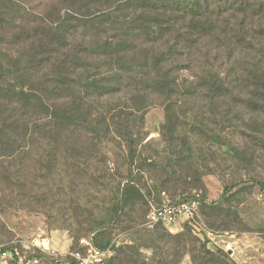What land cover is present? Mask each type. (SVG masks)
<instances>
[{
	"label": "trees",
	"instance_id": "trees-1",
	"mask_svg": "<svg viewBox=\"0 0 264 264\" xmlns=\"http://www.w3.org/2000/svg\"><path fill=\"white\" fill-rule=\"evenodd\" d=\"M45 1L0 0V206L7 189L15 188L14 177L31 161L44 168L41 177L47 181L65 165L73 170L82 155L102 152L116 137L127 163L126 182L107 208L106 227L124 222L137 226H127L135 227L132 240L120 242L104 264H179L185 251L194 264H237L226 250L213 253L189 232L151 231L138 224L135 212L145 198L138 176L157 163L138 154L147 133L136 131L133 119L134 111L143 112L153 99H162L173 157L184 155L177 156L180 164L193 146L186 135L181 143L174 142L181 127L177 107L188 111L179 100H202L196 119L206 134L209 117L201 118L200 113L214 112L218 102L227 103L221 114L231 127H237V118L230 107L264 114V49L259 41L264 25L255 29L248 21L264 14V4L254 8L246 0ZM204 41L226 47L224 60H233L232 72L207 65L195 72L193 50ZM236 50L255 56L241 70V52ZM200 54L205 60L207 53ZM185 69L191 80L180 76ZM124 88L134 92L129 110L109 102ZM215 133L208 135L214 139ZM227 145L237 155L238 148ZM247 181L226 185L221 202L200 196L201 207L220 217L216 210L237 191H246ZM253 182L264 193V181ZM181 197L185 201L195 195ZM106 227L96 223L90 234L75 241L94 234L95 244L105 248L110 241L100 243L99 237ZM145 248L151 249L150 256Z\"/></svg>",
	"mask_w": 264,
	"mask_h": 264
},
{
	"label": "rangeland",
	"instance_id": "rangeland-1",
	"mask_svg": "<svg viewBox=\"0 0 264 264\" xmlns=\"http://www.w3.org/2000/svg\"><path fill=\"white\" fill-rule=\"evenodd\" d=\"M42 1L40 3V0H31L33 4H46L45 0ZM246 1L254 8H262L264 4V0ZM248 21L251 27L259 29L264 25V14H257ZM259 41L263 43L264 49V36ZM217 43L218 41L214 45L210 41H204L199 48L193 50L194 60H198L194 61L195 72L202 70L205 65L212 70L220 68L232 72L233 60L229 63L224 60L228 50ZM201 51L207 53L205 60L200 54ZM238 52L241 53L237 68L241 70L255 56L236 50ZM180 76L187 80L193 78L187 69ZM133 94L132 90L124 88L116 96L109 98V102L129 110ZM202 104V100L197 98L188 102L178 101V105H184L183 108L188 111L185 113L177 107L176 116L181 127L174 142L181 143L186 135L190 136L191 139L188 140H192L193 146L190 153L186 151L187 158L180 164L176 161L177 156L180 158L184 155L173 157V143L166 129L163 100L155 98L143 112L134 111L135 130L147 133L144 145L139 146L138 154L157 163L155 168L138 176L145 198L137 206V222L151 231L159 228L171 234L189 232L193 238L205 243L206 248L213 253L230 250L232 253L228 254L237 264H264V193L253 182L254 179L264 181V114L245 109L240 103V108H229L233 109L232 112L237 118V127H231L221 114L227 103L218 102L214 112L205 110L200 113L201 118L209 117L210 127L204 128L208 132L206 134L200 132L198 126L201 121L200 118L196 119L197 109ZM211 132H216L214 139L208 135ZM118 141V138L113 137L102 146V152L97 150L88 158L82 155L73 170L65 165L61 170L58 168L48 175L47 181L41 177L45 175L41 172L44 168L36 162L31 161V166L25 171H19L13 179L15 188L7 189L6 198L0 206V242L8 243L45 235L56 246L65 247L74 243L78 237L90 234L96 223L106 227L107 208L116 200L118 189L123 188L126 182L124 176L127 163ZM227 143L238 148L237 155ZM166 166L168 167L164 171ZM240 180H248L247 190L237 191V194H233L222 205L223 209H215L221 214L220 217L211 216V210L200 205L193 217H181L169 227L160 223L153 226L147 224L151 205L178 202L182 199V194H199L209 202H221L225 186ZM130 209L126 211L129 213ZM136 224L124 222L109 225L100 235L99 242L111 243L116 238L120 242L129 243L135 227L127 226H137ZM151 252V249H144L148 256ZM181 255L179 264H194L189 252H182ZM0 264L13 263L0 261Z\"/></svg>",
	"mask_w": 264,
	"mask_h": 264
},
{
	"label": "built area",
	"instance_id": "built-area-1",
	"mask_svg": "<svg viewBox=\"0 0 264 264\" xmlns=\"http://www.w3.org/2000/svg\"><path fill=\"white\" fill-rule=\"evenodd\" d=\"M199 198L200 195L195 194L190 200L151 205L147 224L160 223L169 227L181 217L191 218L201 205ZM119 244L115 238L108 246L100 248L94 242V234H91L68 246L58 247L50 237L39 235L31 239L0 242V261L13 264H104L115 254V247Z\"/></svg>",
	"mask_w": 264,
	"mask_h": 264
},
{
	"label": "water",
	"instance_id": "water-1",
	"mask_svg": "<svg viewBox=\"0 0 264 264\" xmlns=\"http://www.w3.org/2000/svg\"><path fill=\"white\" fill-rule=\"evenodd\" d=\"M228 253L231 254L232 252L229 250Z\"/></svg>",
	"mask_w": 264,
	"mask_h": 264
}]
</instances>
